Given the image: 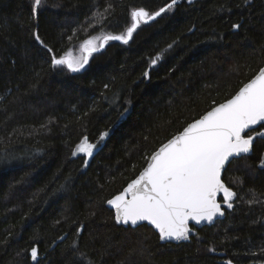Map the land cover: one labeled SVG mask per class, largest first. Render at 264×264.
<instances>
[{"label": "trees", "instance_id": "16d2710c", "mask_svg": "<svg viewBox=\"0 0 264 264\" xmlns=\"http://www.w3.org/2000/svg\"><path fill=\"white\" fill-rule=\"evenodd\" d=\"M170 3L43 0L34 15V0H0V264H264V136L223 175L232 208L188 240L117 224L107 204L264 66V0ZM139 8L165 11L128 43L105 42L79 72L52 65L86 39L125 33ZM85 137L97 145L90 157L78 150Z\"/></svg>", "mask_w": 264, "mask_h": 264}, {"label": "snow or ice", "instance_id": "6c2138e0", "mask_svg": "<svg viewBox=\"0 0 264 264\" xmlns=\"http://www.w3.org/2000/svg\"><path fill=\"white\" fill-rule=\"evenodd\" d=\"M42 3L43 0H34V15ZM176 3L177 0H171L168 10ZM244 3H250V0H244ZM164 11L161 8L150 14L144 8L135 9L130 13L132 23L125 33L86 39L80 46V55L75 56L71 51H66L60 57L53 56L51 63L53 66H66L72 72H79L88 64L89 56L97 51V47H103L109 40L128 43L142 21L154 19ZM97 15L103 18V13ZM240 27L239 23L232 25L233 29ZM33 35L43 44L38 34ZM97 41H100L99 45ZM44 47L47 48V45ZM48 51L51 52L52 49L48 48ZM159 59L160 56H157L152 63L155 64ZM262 122L264 67L230 99L189 123L178 136L164 144L152 155L151 163L139 177L130 182L120 194L107 201L115 209L116 223L137 226L139 222L147 221L158 230L161 240H188L191 231L189 220L197 224L201 221L212 222L214 217L224 214L217 202L218 193H223L227 207L232 208L229 201L237 194L222 181V170H226V164L231 163V159L240 158L252 151L255 137L247 135L246 130L256 125L264 127ZM105 135L107 133L102 134L100 140ZM258 135L264 136V133ZM96 147V144L87 143L85 137L78 145V150L90 157ZM260 166L264 167V158L261 159ZM60 239L63 240V237ZM69 247L76 249V242ZM37 255V249L33 247L32 259L36 260ZM84 257V253H79L78 259L83 260Z\"/></svg>", "mask_w": 264, "mask_h": 264}, {"label": "water", "instance_id": "95a60500", "mask_svg": "<svg viewBox=\"0 0 264 264\" xmlns=\"http://www.w3.org/2000/svg\"><path fill=\"white\" fill-rule=\"evenodd\" d=\"M191 1V0H190ZM178 2H180V0H177V3ZM104 46H105V43H104ZM104 46L103 47H99V48H97V51H99V50H101V49H103L104 48ZM96 52V51H95ZM86 66V65H85ZM264 67V66H263ZM251 80V79H250ZM249 80V81H250ZM248 81V82H249ZM248 82H246V83H248ZM230 99V98H229ZM224 102H226V101H224ZM223 103V102H222ZM219 105V104H218ZM217 106V105H216ZM215 107V106H214ZM212 109V108H211ZM210 109V110H211ZM210 110H208V111H210ZM207 111V112H208ZM206 112V113H207ZM206 113H204L203 115H205ZM202 115V116H203ZM201 116V117H202ZM201 117H199V118H201ZM198 118V119H199ZM197 120V119H196ZM195 121V120H194ZM194 121H192V122H194ZM191 122V123H192ZM262 123H264V122H262ZM260 125H256V126H251L250 127V129H248V130H246V134L248 135V133L250 132V131H252V130H255V129H257L258 127H259ZM183 131V130H182ZM182 131H180L179 133H177L176 135H174L173 137H171L169 140H171V139H173L175 136H178ZM253 137H255V139H254V142H253V146H254V143H255V140H256V137H257V135L256 134H251ZM168 140V141H169ZM168 141H166L165 143H163L156 151H154V153H156L164 144H166ZM252 151H253V149H252ZM252 151L249 153V154H247V155H250L251 153H252ZM153 153V154H154ZM152 154V155H153ZM152 155H151V157H150V159H149V161L147 162V164H146V166L141 170V172L145 169V168H147L148 167V165L151 163V158H152ZM242 156H244V155H242ZM241 156V157H242ZM236 159V158H235ZM234 159H231V162L233 161ZM229 164L230 163H228V164H226V169H227V167L229 166ZM225 171L226 170H222V173H221V179H222V181L224 182V180H223V175H224V173H225ZM140 172V173H141ZM140 173L134 178V179H132L130 182H132L133 180H135V179H137L138 177H139V175H140ZM129 182V183H130ZM128 183V184H129ZM225 183V182H224ZM127 184V185H128ZM127 185H126V187H127ZM225 185L227 186V187H229L226 183H225ZM125 187V188H126ZM124 188V189H125ZM230 188V187H229ZM123 189V190H124ZM231 189V188H230ZM122 190V191H123ZM233 192H235L233 189H231ZM121 191V192H122ZM120 192V193H121ZM120 193H118V194H120ZM236 193V192H235ZM118 194H116V195H118ZM116 195H114V196H116ZM113 196V197H114ZM112 197V198H113ZM112 198H110V199H112ZM221 198H223V193L221 192V193H218L217 194V202L220 204V206H221V210L223 211V215L221 216V215H217L216 217H214V219H213V221L212 222H208V221H201L199 224H197L195 221H193V220H189L188 221V226H189V228L191 229V231H190V236H189V238L193 235V233H194V228H201V227H204V226H208V225H212V224H214L216 221H218L219 219H222V218H224V216H225V209H224V207L226 206V204H227V202H225V200L224 201H221ZM224 199V198H223ZM235 199H236V196L231 200V201H229L230 203H232V202H234L235 201ZM108 204V203H107ZM108 206L114 211V213H115V209H114V207L113 206H111V205H109L108 204ZM122 224V223H121ZM143 224H148V225H150V226H152L154 229H155V227L153 226V225H151L149 222H147V221H143V222H139L138 223V225L137 226H132L131 224H128V225H131L132 227H138V226H140V225H143ZM157 232H158V230L157 229H155ZM158 234H159V232H158ZM163 242H165V243H168V242H172V243H177V242H179V241H176V240H172V239H165V240H162ZM181 241H184V240H181Z\"/></svg>", "mask_w": 264, "mask_h": 264}, {"label": "rangeland", "instance_id": "374dc122", "mask_svg": "<svg viewBox=\"0 0 264 264\" xmlns=\"http://www.w3.org/2000/svg\"><path fill=\"white\" fill-rule=\"evenodd\" d=\"M259 133H264V131H262V132H259ZM257 136H258V133H255Z\"/></svg>", "mask_w": 264, "mask_h": 264}]
</instances>
